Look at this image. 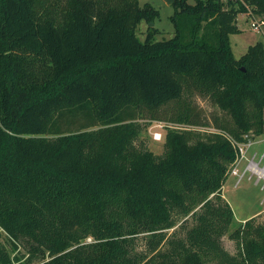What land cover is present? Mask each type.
Returning <instances> with one entry per match:
<instances>
[{"label":"trees","instance_id":"trees-1","mask_svg":"<svg viewBox=\"0 0 264 264\" xmlns=\"http://www.w3.org/2000/svg\"><path fill=\"white\" fill-rule=\"evenodd\" d=\"M173 5L174 36L143 41L138 25L160 16L149 2L0 0V235L13 250L42 264H264L253 217L238 251L224 246L222 192L238 144L264 134V43L240 58L231 44L238 14L264 19V0ZM197 95L224 116L202 119ZM139 118L171 124L164 154L136 144ZM0 264H16L1 240Z\"/></svg>","mask_w":264,"mask_h":264},{"label":"rangeland","instance_id":"rangeland-1","mask_svg":"<svg viewBox=\"0 0 264 264\" xmlns=\"http://www.w3.org/2000/svg\"><path fill=\"white\" fill-rule=\"evenodd\" d=\"M189 1L193 3L195 0ZM148 2L160 11V16L152 22L142 20L137 28L138 37L144 41L147 35L153 31L155 40H163L173 37L175 34V27L171 20V16L175 12V7L173 5L174 1L139 0L141 6H144ZM238 15L237 23H239L243 31L241 33L231 34V44L236 58H240L247 51L249 45L255 44L258 41H264V26L260 30H256L251 24L253 20H256L255 17H258L252 16L251 14H249V17L245 14ZM192 102L197 110H201L200 115L202 119L208 118L213 122L215 117L224 116L225 114L211 101L199 95L193 96ZM137 122L141 125V131L139 137L136 139V144L141 147L144 146L158 155L164 154L166 133L171 124L159 120L150 121L147 118H139ZM194 128L202 130L214 129L212 126L200 125L195 126ZM156 131H161L163 133L162 139H154V133ZM248 142L252 145H249ZM245 149L248 156L252 155L256 150L262 151L264 149V134L248 140ZM236 180L237 178L233 174H230L226 179L222 190L223 196L229 201L235 214V220L229 232L223 236L224 246L232 253L238 251L239 241L242 243L249 238L246 233L242 232L239 235L236 231L239 228H244L243 225L246 222L245 218L248 220L253 217V222L256 225L264 223V182L260 181L257 183L256 178L249 179L246 176L238 185H236ZM254 213L257 214L252 216ZM189 220V223L192 224L193 221L191 217ZM182 221L183 220H179L177 226L174 228H179ZM174 228L170 229V232H172ZM0 240L12 250V256L15 257L16 264L43 263V256L41 254L27 253L22 245L13 250L5 231H2ZM87 240L91 241L92 238H88ZM136 246L139 250L145 248V240L142 235L138 237Z\"/></svg>","mask_w":264,"mask_h":264},{"label":"built area","instance_id":"built-area-1","mask_svg":"<svg viewBox=\"0 0 264 264\" xmlns=\"http://www.w3.org/2000/svg\"><path fill=\"white\" fill-rule=\"evenodd\" d=\"M255 19L256 20H253L251 23L252 27L256 30H260L264 26V19L260 17H255ZM162 137L163 133L161 131H156L154 133V139L160 140ZM246 144L247 143L238 144L240 154L230 172V174H233L237 178L236 185L246 176L249 179L256 178L257 183L260 181L264 182V149L262 151L256 150L252 155L248 156L245 149ZM249 145L252 144L249 143Z\"/></svg>","mask_w":264,"mask_h":264},{"label":"crops","instance_id":"crops-1","mask_svg":"<svg viewBox=\"0 0 264 264\" xmlns=\"http://www.w3.org/2000/svg\"><path fill=\"white\" fill-rule=\"evenodd\" d=\"M240 14H245L247 17H249V14H248V13H240ZM238 16H239V15H238ZM237 22H238V17H237ZM238 25H239V23H238ZM239 27H240V29L242 30V28H241L240 25H239ZM242 31H243V30H242ZM242 31H241V32H242ZM241 32H240V33H241ZM263 32H264V30H263ZM262 42L264 43V41H262ZM258 142H260V141H258ZM256 214H257V213H254L252 216H254V215H256ZM252 216H251V217H252ZM248 218H249V217H248ZM245 219L247 220V218H245ZM245 219H244V220H245Z\"/></svg>","mask_w":264,"mask_h":264},{"label":"water","instance_id":"water-1","mask_svg":"<svg viewBox=\"0 0 264 264\" xmlns=\"http://www.w3.org/2000/svg\"><path fill=\"white\" fill-rule=\"evenodd\" d=\"M170 2L174 1V0H169ZM245 69V68H244Z\"/></svg>","mask_w":264,"mask_h":264}]
</instances>
